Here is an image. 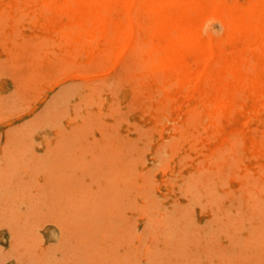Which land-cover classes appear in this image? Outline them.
Returning a JSON list of instances; mask_svg holds the SVG:
<instances>
[{
	"label": "rangeland",
	"instance_id": "374dc122",
	"mask_svg": "<svg viewBox=\"0 0 264 264\" xmlns=\"http://www.w3.org/2000/svg\"><path fill=\"white\" fill-rule=\"evenodd\" d=\"M263 7L0 0V264H264Z\"/></svg>",
	"mask_w": 264,
	"mask_h": 264
},
{
	"label": "bare ground",
	"instance_id": "6f19581e",
	"mask_svg": "<svg viewBox=\"0 0 264 264\" xmlns=\"http://www.w3.org/2000/svg\"><path fill=\"white\" fill-rule=\"evenodd\" d=\"M19 1V0H18ZM133 1V0H132ZM127 3V2H126ZM147 4V3H146ZM130 8V7H129ZM264 8V7H263ZM152 9V8H151ZM15 10H18V9H15ZM20 10V9H19ZM217 21V20H216ZM219 22V21H218ZM215 23V22H214ZM211 24V23H210ZM216 24V23H215ZM218 24V23H217ZM216 24V25H217ZM208 25V24H207ZM212 27V26H211ZM206 28V27H205ZM220 28H221V26H220ZM215 29V28H214ZM219 30V29H218ZM214 33V32H213ZM215 33H216V31H215ZM172 34V33H171ZM121 47H123V46H121ZM140 47V46H139ZM92 48V47H91ZM96 48V47H95ZM121 50V49H120ZM68 51V50H67ZM124 51V50H123ZM153 58H155V57H153ZM115 63V62H114ZM144 63H146V62H144ZM143 63V64H144ZM114 65V64H113ZM142 65V64H141ZM140 65V66H141ZM236 66V65H235ZM124 67V66H123ZM136 68V67H135ZM137 69V68H136ZM174 70V69H173ZM202 70H203V68H202ZM175 71V70H174ZM150 72V71H149ZM152 72V71H151ZM201 73H202V71H201ZM194 86H196V85H194ZM110 87V86H109ZM108 87V88H109ZM198 87V86H197ZM93 88V87H92ZM87 89V88H86ZM94 89V88H93ZM228 89V88H227ZM88 91V90H87ZM207 91V90H206ZM209 92V91H208ZM103 94H105V93H103ZM95 95V94H94ZM94 95H92V96H94ZM106 95V94H105ZM262 97H263V95H262ZM98 99V98H97ZM93 104V103H92ZM91 104V105H92ZM76 113V112H75ZM256 115V117H257V114H255ZM95 122V121H94ZM99 123V122H98ZM101 124V123H100ZM246 124V123H245ZM86 127V126H85ZM85 127H84V129H85ZM79 128H81V126H79ZM78 128V129H79ZM136 128V127H135ZM187 128V127H186ZM89 129V128H88ZM90 129H91V127H90ZM172 130V129H171ZM73 132H75V131H73ZM60 136V135H59ZM241 136V135H240ZM183 138V137H182ZM197 138V137H196ZM232 139V138H231ZM254 139H255V137H254ZM253 139V140H254ZM201 140V139H200ZM255 141V140H254ZM256 143V142H255ZM55 147H56V145H55ZM60 148V147H59ZM74 148V147H73ZM72 148V149H73ZM56 149V148H55ZM62 149V148H61ZM76 149V148H75ZM58 150V149H57ZM136 150V149H135ZM259 150V149H258ZM66 152V151H65ZM62 153V152H61ZM99 153V152H98ZM69 154H70V152H69ZM73 154V153H72ZM97 154V153H96ZM163 155H165V154H163ZM166 158V157H165ZM62 162V161H61ZM155 164H156V162H155ZM158 164V163H157ZM159 166V165H158ZM210 167V166H209ZM117 169V168H116ZM163 169V168H162ZM203 169H204V167H203ZM118 170H119V167H118ZM212 170V169H211ZM190 173V172H189ZM94 178V177H93ZM98 181V180H97ZM165 183V182H164ZM154 184V183H153ZM186 184V183H185ZM105 185V184H104ZM224 185V184H223ZM113 187V186H112ZM113 188H115V186L113 187ZM221 193V192H220ZM123 195V194H122ZM239 196V195H238ZM240 199V198H239ZM241 200V199H240ZM158 205V204H157ZM170 205H171V203H170ZM162 208V207H161ZM245 209H246V207H245ZM249 215V214H248ZM244 216V215H243ZM250 216H252V215H250ZM222 218V217H221ZM232 219V218H231ZM236 219V218H235ZM236 222V221H235ZM258 227V226H257ZM263 227V226H262ZM256 228V227H255ZM261 228V227H260ZM256 229H258V228H256ZM169 231V230H168ZM168 231H167V233H168ZM165 232V231H164ZM172 232V231H171ZM170 232V233H171ZM164 236H162L161 238H163ZM264 237V236H263ZM260 239H264V238H260ZM250 249V248H249ZM248 249V250H249ZM264 251V250H263ZM253 261V260H252ZM210 263V262H209Z\"/></svg>",
	"mask_w": 264,
	"mask_h": 264
}]
</instances>
